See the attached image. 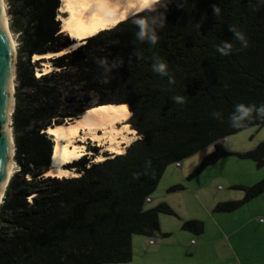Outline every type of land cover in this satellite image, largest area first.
Returning <instances> with one entry per match:
<instances>
[{
	"label": "trees",
	"instance_id": "obj_1",
	"mask_svg": "<svg viewBox=\"0 0 264 264\" xmlns=\"http://www.w3.org/2000/svg\"><path fill=\"white\" fill-rule=\"evenodd\" d=\"M162 2L167 11L157 5L152 13L166 15L156 45L135 37L132 20L149 14L143 10L48 58L53 68L37 75L45 59L33 61L34 54L60 52L75 42L62 30L61 0H10L11 28L20 41L13 114L18 170L0 204V264L130 262L135 234L149 237L150 243L168 235L160 214H175L174 209L167 202L149 208L146 203L170 164L213 144L189 177L231 154L264 165V141L233 153L220 140L264 125L255 113L241 127L229 123L236 105L264 103V0ZM230 26L245 35L246 48ZM222 41L232 43L230 54L217 51ZM154 54L167 63L174 84L152 70ZM174 96L185 102H174ZM108 103L130 104L129 123L139 137L124 153L106 154L100 161L85 154L64 165L77 176L46 175L54 148L48 127ZM236 187L244 196L219 201L215 211L232 212L262 194L264 177ZM204 224L193 218L182 228L200 233Z\"/></svg>",
	"mask_w": 264,
	"mask_h": 264
},
{
	"label": "rangeland",
	"instance_id": "obj_2",
	"mask_svg": "<svg viewBox=\"0 0 264 264\" xmlns=\"http://www.w3.org/2000/svg\"><path fill=\"white\" fill-rule=\"evenodd\" d=\"M5 2L10 29L18 43L16 52L17 68V63L20 60L19 34L15 33L11 28L10 0H5ZM62 4L63 1L61 0V5ZM58 12V18H60L61 21L62 17L68 15V13L60 11V9H58ZM70 38L78 42V39L72 38L71 35ZM82 43L83 41H81L79 45ZM47 59L48 58L41 62V66H46L47 70L50 71L53 65ZM44 62H46V64H44ZM14 81L16 93L18 85L17 76ZM127 122L129 123V119H127ZM129 124L131 126V123ZM117 125L122 127L123 122H119ZM12 128L14 135L13 123ZM76 141L85 144L88 151L91 152L88 153L89 156L101 155L105 157L106 154H117L111 153L110 150L104 148V145L100 144L101 142L99 140H92L91 137L82 141L76 139ZM262 141H264V125H254L227 136L223 144L229 152L244 153L255 149ZM129 144L127 142L121 143V147L126 150ZM213 150L214 145L210 144L193 155L181 160L180 166H177L176 163H172L167 167L158 187L151 194L153 200L148 201L146 206L149 208L161 202H167L174 209L175 214H160L162 230L170 232V235L163 238H156L157 243L151 244L149 242V237L135 234L133 236L134 256L132 261L114 264H230L228 262L233 256L232 253L230 254L227 250L229 242L220 237L217 229H215L216 231L214 230V232L212 231L214 222L213 215L220 213L213 212L214 207L219 201L241 199L245 192L243 189L236 186L241 184L252 185L262 179L264 177V165H258L252 158L231 154L223 156L217 162L207 166L196 176L189 177L193 170L201 163L203 158ZM15 153L16 151H14L13 159L15 161L14 170L16 171L18 170V164L15 159ZM70 171L71 172L66 176L58 177L77 176L74 175L78 174L76 170L70 169ZM174 185H182L183 187L170 191L169 188ZM236 211H238L237 213L240 215H248V213H250L251 216H254L256 221L254 222L255 224L252 223L247 227L252 229L255 227L257 229L255 230L254 228L253 231H259L258 229L261 227H257V224L261 225V223H264V193L247 204L245 203ZM216 216L219 217V215ZM193 218L202 219L205 222L207 221V231L205 234H193L182 228V222L184 220ZM200 240H203V242H200ZM260 251H262V249L252 252L251 256L246 255V257L244 255L241 261L236 260L234 264H264V258L255 257V254L260 255ZM260 253L264 255V252Z\"/></svg>",
	"mask_w": 264,
	"mask_h": 264
},
{
	"label": "bare ground",
	"instance_id": "obj_3",
	"mask_svg": "<svg viewBox=\"0 0 264 264\" xmlns=\"http://www.w3.org/2000/svg\"><path fill=\"white\" fill-rule=\"evenodd\" d=\"M62 1L63 4L59 8L60 11L68 13V15L62 17V30L69 32L72 38L78 39V42H74L60 52L36 53L33 55L34 61L60 55L67 50L76 48L84 38L94 35L100 30L111 28L121 20L142 11L140 7H135L130 4L129 0ZM1 12L6 16V27H8L14 53H16L18 43L10 29L6 6L2 7ZM43 71H48L46 66L42 65L37 67V75H41ZM13 88L14 96L15 81L13 82ZM132 115L133 110L129 103H108L89 108L80 117H74L64 123H56L49 126L47 131L54 137V148L51 169L45 172V174L66 176L71 171L65 168V164L91 153L84 143H79L76 139L82 141L91 137L92 140H99L101 142L100 144L104 145V148L110 150L113 154L124 153L125 149L121 147V143H131L134 138V133L137 134L136 129L132 128L127 122V119H130ZM12 116L13 114L11 112V121ZM119 122H123L122 127L117 125ZM8 127L10 128V134L12 136V123H8ZM13 153L14 146L12 144V167L10 176L15 171ZM95 159L100 161L105 159V157L98 155ZM3 195L0 203L2 202Z\"/></svg>",
	"mask_w": 264,
	"mask_h": 264
},
{
	"label": "clouds",
	"instance_id": "obj_4",
	"mask_svg": "<svg viewBox=\"0 0 264 264\" xmlns=\"http://www.w3.org/2000/svg\"><path fill=\"white\" fill-rule=\"evenodd\" d=\"M129 3L135 7H140L141 10H146L149 14L140 16L138 18H133L132 23H134L138 31L135 33L136 39L144 43L147 41L151 45H156L158 42V35L157 30L162 29L165 26L166 22V15L165 12L156 13V6L159 5L160 7L165 8L167 11V5L162 2V0H129ZM5 0H0V7H4ZM214 15H218L220 12L219 7L215 4L212 5ZM229 30L234 33V39L238 40L241 43V46L246 48L248 46V41L245 38V35L238 31L235 27H229ZM232 43L228 41H222L220 45L217 46V51L221 55H228L232 50ZM153 64L152 70L160 75L161 77H168V83L170 85L175 83L174 77L169 74L168 65L167 63L161 59L158 55H153ZM101 66L105 65L104 60L98 61ZM116 66V62L113 61L112 67ZM174 102L182 104L185 102L184 97L182 96H174ZM256 114L258 118L264 119V103L260 104L259 106L255 104L245 105V104H238L235 106L234 112L229 116V123L231 127H241L245 121H249L253 114ZM214 117H219V113H213ZM226 137L220 139L221 141L224 140Z\"/></svg>",
	"mask_w": 264,
	"mask_h": 264
},
{
	"label": "water",
	"instance_id": "obj_5",
	"mask_svg": "<svg viewBox=\"0 0 264 264\" xmlns=\"http://www.w3.org/2000/svg\"><path fill=\"white\" fill-rule=\"evenodd\" d=\"M1 10L2 7H0V199L4 188L5 195L7 185L12 177L10 176L12 144L15 151V138L13 134L12 136L10 134L8 123H13L10 114L14 113L16 107L13 82L17 76L16 53H14L10 33L6 27V16L2 14Z\"/></svg>",
	"mask_w": 264,
	"mask_h": 264
},
{
	"label": "crops",
	"instance_id": "obj_6",
	"mask_svg": "<svg viewBox=\"0 0 264 264\" xmlns=\"http://www.w3.org/2000/svg\"><path fill=\"white\" fill-rule=\"evenodd\" d=\"M133 136H134V138L132 139L131 142H133L134 140H136L139 137V135H137L135 133ZM224 140H222V142ZM258 196H261V194ZM258 196H256V197H258ZM256 197H254V198H256ZM254 198H252L251 200H253ZM152 200H153V198H151L150 201H152ZM251 200H249L248 202H250ZM241 207H239V208H241ZM239 208H237L236 210H238ZM236 210H234L232 212H220L218 214L213 215V218H214L213 221L214 222L212 225L213 226L212 231L214 232V230L217 229L220 237L229 242L227 250L230 254L232 253V256H233L232 259L228 262L230 264L236 263V260L241 261L242 256H244V255L245 256L246 255L251 256L252 252L257 251L259 249H262V251H260V252H264V223H261V221L259 220L261 225L257 224V227H261V228L258 229L259 231H255L256 232L255 233L253 231V229L255 227L253 229L247 227L248 225H251L252 223L255 224L254 222H256V221L254 219V216H251L250 213H248V215H240L237 213L238 211H236ZM213 212H217V211L213 210ZM216 215H219V217H217ZM196 219H198V218H196ZM200 220H202V219H200ZM185 221L186 220H184L182 222V224ZM202 221L205 223L204 229L202 232H200V233H194L192 231H190V232H192L193 234H197V235L205 234L207 231V221L206 222L204 220H202ZM246 228H248V229H246ZM256 229L257 228H255V230ZM164 232H166V231H164ZM247 232L250 236L247 234ZM166 233L168 234L167 236L170 235V232H166ZM167 236H165V237H167ZM191 240L194 241L193 239H191ZM149 242H150V239H149ZM200 242H203V240H200ZM156 243H157V240H155L154 244H156ZM151 244H153V243H151ZM237 246H238V248H237ZM260 252H259L260 255L255 254V257H259V258L263 259L264 255H262ZM263 262H264V259H263Z\"/></svg>",
	"mask_w": 264,
	"mask_h": 264
},
{
	"label": "built area",
	"instance_id": "obj_7",
	"mask_svg": "<svg viewBox=\"0 0 264 264\" xmlns=\"http://www.w3.org/2000/svg\"><path fill=\"white\" fill-rule=\"evenodd\" d=\"M178 166H180L181 165V163L180 162H177L176 163ZM147 200H151L150 198H148ZM261 220H262V218H261ZM152 242H153V240H152Z\"/></svg>",
	"mask_w": 264,
	"mask_h": 264
}]
</instances>
